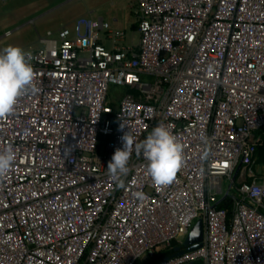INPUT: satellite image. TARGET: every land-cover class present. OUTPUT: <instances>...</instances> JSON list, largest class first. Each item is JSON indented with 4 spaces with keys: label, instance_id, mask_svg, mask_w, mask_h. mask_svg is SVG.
I'll return each mask as SVG.
<instances>
[{
    "label": "built area",
    "instance_id": "1",
    "mask_svg": "<svg viewBox=\"0 0 264 264\" xmlns=\"http://www.w3.org/2000/svg\"><path fill=\"white\" fill-rule=\"evenodd\" d=\"M135 15L136 49L81 19L28 50L37 90L0 119L18 157L0 177V264H144L198 220L202 247L156 264H264V0H138ZM112 85L130 92L116 102ZM124 123L138 141L159 124L177 135L171 184L134 152L122 187L108 174Z\"/></svg>",
    "mask_w": 264,
    "mask_h": 264
},
{
    "label": "clouds",
    "instance_id": "2",
    "mask_svg": "<svg viewBox=\"0 0 264 264\" xmlns=\"http://www.w3.org/2000/svg\"><path fill=\"white\" fill-rule=\"evenodd\" d=\"M32 53L19 45L9 44L0 48V119L13 114L19 100L27 92H35L36 73ZM127 124H121L123 131ZM121 136L122 147L115 150L107 165V172L124 184L123 178L130 172L133 152L147 161V173L158 186L171 184L185 163L183 143L170 126L159 124L142 141H138L129 125ZM17 152L8 145L0 150V177L6 176L17 161ZM142 196V193H137Z\"/></svg>",
    "mask_w": 264,
    "mask_h": 264
},
{
    "label": "rangeland",
    "instance_id": "3",
    "mask_svg": "<svg viewBox=\"0 0 264 264\" xmlns=\"http://www.w3.org/2000/svg\"><path fill=\"white\" fill-rule=\"evenodd\" d=\"M135 0H0V48L9 44L19 45L25 50L41 48L40 36L45 37L48 31H57L62 26L73 28L75 21L94 11L103 14L107 20L126 16L123 24L113 27L126 33V42L122 45L139 44L140 34L132 29V21L137 17L133 13ZM108 47L111 43L107 42ZM125 88L112 85L110 96L113 100L125 95ZM114 107L117 103L112 101ZM258 134L252 137L257 139ZM264 167L258 166L261 174ZM223 188L228 191L229 183L223 179ZM221 197V196H220Z\"/></svg>",
    "mask_w": 264,
    "mask_h": 264
},
{
    "label": "crops",
    "instance_id": "4",
    "mask_svg": "<svg viewBox=\"0 0 264 264\" xmlns=\"http://www.w3.org/2000/svg\"><path fill=\"white\" fill-rule=\"evenodd\" d=\"M138 7V0H135V6L133 7V13L135 14V10H136V8ZM136 16V15H135ZM81 19H87V20H91V21H95V22H99V21H102V22H104V23H106V24H109L110 26V29L107 31V30H101L99 33H100V40H99V42L101 43V44H104L107 48H109V49H112V48H114V44H113V40L111 39V37H110V33H113V32H124V31H122L120 28L119 29H116V30H114L113 29V27H117L118 25H120V24H123V21H124V19H126V21H127V17L124 15V16H122V18L119 16H117V15H115V17H114V19L113 20H107L106 19V17L103 15V14H98V15H96L95 13H94V11H90V13L88 14V15H83V17H80V18H78L76 21H75V24L79 21V20H81ZM62 27H65V26H62ZM61 27V28H62ZM74 27H75V25H74ZM74 27L73 28H71V27H69L70 29H73L74 30ZM61 28H59V29H61ZM58 29V30H59ZM132 29L135 31H138V22H137V20L134 22V21H132ZM57 30V31H58ZM50 31H52V30H50ZM57 31H53V32H57ZM125 33V32H124ZM139 33V32H138ZM140 36V35H139ZM125 37H126V33H125ZM107 42H110L111 43V47H108V44H107ZM126 42V38L123 40V41H121V42H119V45H122L123 43H125ZM139 43H140V41H139ZM42 46V45H41ZM123 46H125V45H123ZM138 46H139V44H137V43H133V45H130V46H126V47H130V48H132V49H136V48H138ZM33 49H35V48H33ZM40 49V48H39ZM125 90H126V92H125V94L126 93H128V92H130V90L128 89V88H125ZM118 100H119V98L117 99L116 98V102H118ZM264 135V132H262L261 134H258V138H261L262 136ZM257 138V139H258ZM253 140H256V139H253ZM258 166H262V167H264V162H260V156H259V154L257 155V160H256V162H255V165L253 166V171L259 176V178H261V180L264 178V170L262 171V173L261 174H259L257 171H256V168L258 167ZM232 193H233V195H236V191L235 190H232Z\"/></svg>",
    "mask_w": 264,
    "mask_h": 264
},
{
    "label": "water",
    "instance_id": "5",
    "mask_svg": "<svg viewBox=\"0 0 264 264\" xmlns=\"http://www.w3.org/2000/svg\"><path fill=\"white\" fill-rule=\"evenodd\" d=\"M204 237H205V229H204L203 221L198 220L191 228L186 238L184 239L182 246H178L160 255L159 257L171 258L174 256H179L184 252H190L198 248H201L203 245Z\"/></svg>",
    "mask_w": 264,
    "mask_h": 264
},
{
    "label": "trees",
    "instance_id": "6",
    "mask_svg": "<svg viewBox=\"0 0 264 264\" xmlns=\"http://www.w3.org/2000/svg\"><path fill=\"white\" fill-rule=\"evenodd\" d=\"M260 133H262V132H260ZM262 140L264 141V135L262 136ZM258 154H259V156H260V162H264V146H261L259 149H258ZM231 206V200L229 199V197H227V198H225L224 200H222L221 201V203H220V207H230ZM178 246H182V244L180 243V242H177V241H175L174 243H173V248L172 249H174V248H176V247H178ZM172 249H167V250H162V251H160V252H158L156 255H155V257H153V258H151V259H149L147 262H145L144 264H155V263H157L158 261H160V260H163V259H167V258H165V257H159L160 255H162V254H164V253H166V252H168V251H170V250H172ZM159 257V258H158ZM194 264H199V263H194Z\"/></svg>",
    "mask_w": 264,
    "mask_h": 264
},
{
    "label": "bare ground",
    "instance_id": "7",
    "mask_svg": "<svg viewBox=\"0 0 264 264\" xmlns=\"http://www.w3.org/2000/svg\"><path fill=\"white\" fill-rule=\"evenodd\" d=\"M172 248H173V247H172ZM172 248H171V249H172ZM163 260H164V259H163ZM160 261H162V260H160ZM160 261H158V262H160ZM158 262H157V263H158ZM155 264H156V263H155Z\"/></svg>",
    "mask_w": 264,
    "mask_h": 264
}]
</instances>
